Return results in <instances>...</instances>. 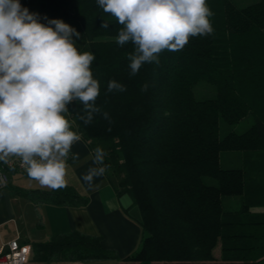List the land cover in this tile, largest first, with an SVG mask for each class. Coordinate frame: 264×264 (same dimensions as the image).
<instances>
[{
	"label": "trees",
	"instance_id": "trees-1",
	"mask_svg": "<svg viewBox=\"0 0 264 264\" xmlns=\"http://www.w3.org/2000/svg\"><path fill=\"white\" fill-rule=\"evenodd\" d=\"M206 2L214 13L213 33L191 37L178 52L164 50L158 64L142 65L135 76L127 58L133 45L116 43L123 26L97 0L26 6L80 24V38L73 39L87 41L95 56L96 104L111 123L97 114L85 125L79 102L69 105L66 119L92 152L100 146L107 153L105 175L112 183L116 177V194L130 198L141 228L138 248L121 259L101 236L70 230L28 242L30 264H264V0L243 7L230 0ZM104 22L108 28L101 27ZM113 79L126 91L108 93ZM200 81L215 87L213 97H196ZM247 115V130L219 136L220 121L233 124ZM224 151L239 153L237 167L221 166ZM16 191L34 203L88 202L68 184ZM229 196L239 197V208H224Z\"/></svg>",
	"mask_w": 264,
	"mask_h": 264
},
{
	"label": "clouds",
	"instance_id": "clouds-1",
	"mask_svg": "<svg viewBox=\"0 0 264 264\" xmlns=\"http://www.w3.org/2000/svg\"><path fill=\"white\" fill-rule=\"evenodd\" d=\"M97 3L123 26L116 43L133 45L127 57L130 76L146 63L158 64L164 50L178 52L191 37L214 31L210 21L214 13L206 0ZM73 37L79 39L80 33L63 20L44 24L20 0H0V162L18 158L31 180L52 190L67 187V161L80 158L72 152L81 135L66 119L69 105L79 102L83 106L85 114L79 119L85 125L97 114L111 123L109 114L96 104L100 85L91 68L95 56L79 51ZM147 88L144 84L141 90ZM124 91L125 85L114 79L107 84L108 93ZM106 156L100 146L93 150L94 166L82 176L89 189L107 171Z\"/></svg>",
	"mask_w": 264,
	"mask_h": 264
},
{
	"label": "crops",
	"instance_id": "crops-1",
	"mask_svg": "<svg viewBox=\"0 0 264 264\" xmlns=\"http://www.w3.org/2000/svg\"><path fill=\"white\" fill-rule=\"evenodd\" d=\"M39 21L47 24L52 18L38 14ZM65 23L79 29L80 24L71 19H61ZM81 52H90L87 41L75 43ZM73 153H79V160L67 161V184L73 186L79 193L88 197L84 206H60L50 203H34L28 197L16 190L49 189L45 187H24L22 182L32 181L17 177L18 172L10 174V183L0 189V244L14 237L21 241H42L48 236L76 230L82 233L101 236V243L115 250L119 259L133 253L140 244L141 228L136 216L131 215L130 198L123 194L118 196L115 184L104 174L94 180V186L89 189L82 180L89 167H93L92 150L81 140L73 145ZM29 178V179H28ZM16 181L20 183H16ZM39 185V184H38ZM39 221V223H38ZM39 224V225H38Z\"/></svg>",
	"mask_w": 264,
	"mask_h": 264
},
{
	"label": "rangeland",
	"instance_id": "rangeland-1",
	"mask_svg": "<svg viewBox=\"0 0 264 264\" xmlns=\"http://www.w3.org/2000/svg\"><path fill=\"white\" fill-rule=\"evenodd\" d=\"M35 1L36 0H20V3L23 7H26L30 5H35ZM230 1L237 7H243V6L255 3L259 0H230ZM194 93L198 99L211 98L215 95V87L206 82L200 81L195 86ZM251 124H252V118L250 115H247L240 121L233 123V124H227V123L220 121L219 136L222 137L229 132H235V133L244 132L251 126ZM239 160H240L239 153L237 152L224 151L220 153V163H221V166L224 168L237 167L239 165L238 164ZM17 177H19L20 179H27L26 178L27 175L22 174V173H18ZM112 179H113V183L117 185L116 177H112ZM206 181L208 183H214V181L211 178H206ZM20 182L16 181V183H20ZM21 185L24 187L26 186L39 187L40 186L38 185V182L33 181V180L22 182ZM223 205L225 209H237L240 206L239 197L237 196L224 197ZM130 213L131 215L139 218V213L136 207L130 210ZM91 264H99V263L94 262Z\"/></svg>",
	"mask_w": 264,
	"mask_h": 264
},
{
	"label": "built area",
	"instance_id": "built-area-1",
	"mask_svg": "<svg viewBox=\"0 0 264 264\" xmlns=\"http://www.w3.org/2000/svg\"><path fill=\"white\" fill-rule=\"evenodd\" d=\"M12 172L27 174L18 158L10 157L7 164L0 162V189L9 185ZM31 258V245L18 237L0 244V264H30Z\"/></svg>",
	"mask_w": 264,
	"mask_h": 264
}]
</instances>
